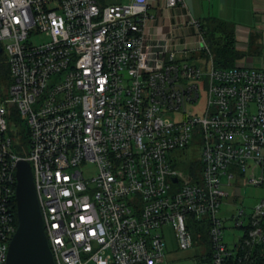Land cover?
<instances>
[{"label":"built area","instance_id":"built-area-1","mask_svg":"<svg viewBox=\"0 0 264 264\" xmlns=\"http://www.w3.org/2000/svg\"><path fill=\"white\" fill-rule=\"evenodd\" d=\"M158 1L0 0V264L17 228L18 160L55 264H163L168 228L200 264L258 258L264 197L246 213L234 190L264 188V68L218 67L198 19L190 51L149 38ZM186 151L196 158L181 172L172 153ZM234 228L244 234L229 248Z\"/></svg>","mask_w":264,"mask_h":264},{"label":"crops","instance_id":"crops-1","mask_svg":"<svg viewBox=\"0 0 264 264\" xmlns=\"http://www.w3.org/2000/svg\"><path fill=\"white\" fill-rule=\"evenodd\" d=\"M149 14L147 36L166 42L177 52L196 47L195 32L187 24L190 18L214 17L234 24L235 48L245 54L236 65L255 68L254 57L264 54V0H182L170 9L159 0L151 4ZM262 68L264 63L258 69Z\"/></svg>","mask_w":264,"mask_h":264},{"label":"water","instance_id":"water-1","mask_svg":"<svg viewBox=\"0 0 264 264\" xmlns=\"http://www.w3.org/2000/svg\"><path fill=\"white\" fill-rule=\"evenodd\" d=\"M15 176L17 228L9 244L6 264H55L44 232L30 164L18 160Z\"/></svg>","mask_w":264,"mask_h":264},{"label":"rangeland","instance_id":"rangeland-1","mask_svg":"<svg viewBox=\"0 0 264 264\" xmlns=\"http://www.w3.org/2000/svg\"><path fill=\"white\" fill-rule=\"evenodd\" d=\"M103 5L109 4H117V3H128L129 0H99ZM205 38V37H204ZM33 44L40 43L45 41V39H41L39 37H35L33 39H29ZM206 41V39H205ZM2 57L5 60V54L2 53ZM188 57L191 58V61L198 63L197 56L194 53H189ZM264 63V54L261 58L254 57V67L261 68ZM4 95H6V89H2ZM5 98V96H4ZM1 101V100H0ZM192 110V106L189 107ZM10 120L12 121V129L20 130V132L24 130V122L18 117L16 114H12L10 116ZM19 127V129H18ZM172 155L180 156V160L184 163H178L176 165V169L181 172H185L188 168L189 164L196 158V153L193 151H186V157L181 152L172 153ZM234 189H229L230 193H233ZM237 194L238 198L235 200V207L243 208L246 213L250 211V209L257 204L261 198L264 197V188H256L251 187L245 184H241L234 190ZM247 223L246 221L244 222ZM232 226V224H230ZM244 234L243 229H230L226 230L224 234V242L228 245L229 248L233 246V244L238 240V238L242 237ZM165 238H166V247H165V257L163 264H200L197 259L198 254L200 253V249L192 248L189 250H181L179 249L177 242L174 239V236L171 230L168 228L165 230ZM264 252V250H263Z\"/></svg>","mask_w":264,"mask_h":264},{"label":"trees","instance_id":"trees-1","mask_svg":"<svg viewBox=\"0 0 264 264\" xmlns=\"http://www.w3.org/2000/svg\"><path fill=\"white\" fill-rule=\"evenodd\" d=\"M201 28L213 56L215 64L221 68H230L242 59L244 53L235 48V27L231 22H227L214 17H207L202 20ZM10 79L8 75V68L2 53H0V100L4 98L2 89L9 86ZM21 142L24 141V133L21 132ZM13 207L16 212V204L13 200ZM203 240H205L203 238ZM264 247H259L256 254L258 258L254 260L253 264H264V253L260 255V250Z\"/></svg>","mask_w":264,"mask_h":264}]
</instances>
